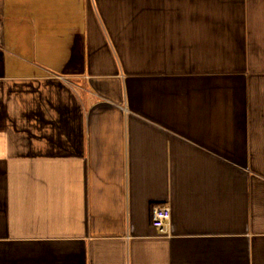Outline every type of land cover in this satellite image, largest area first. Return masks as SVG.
I'll return each mask as SVG.
<instances>
[{
    "label": "crops",
    "instance_id": "0c3cea01",
    "mask_svg": "<svg viewBox=\"0 0 264 264\" xmlns=\"http://www.w3.org/2000/svg\"><path fill=\"white\" fill-rule=\"evenodd\" d=\"M0 264H264V0H0Z\"/></svg>",
    "mask_w": 264,
    "mask_h": 264
},
{
    "label": "built area",
    "instance_id": "2783aa9c",
    "mask_svg": "<svg viewBox=\"0 0 264 264\" xmlns=\"http://www.w3.org/2000/svg\"><path fill=\"white\" fill-rule=\"evenodd\" d=\"M171 217V209L168 206H156L152 211V225L161 235H167Z\"/></svg>",
    "mask_w": 264,
    "mask_h": 264
}]
</instances>
